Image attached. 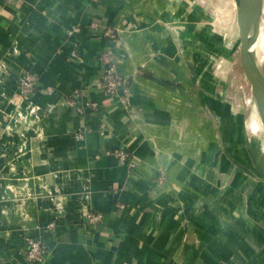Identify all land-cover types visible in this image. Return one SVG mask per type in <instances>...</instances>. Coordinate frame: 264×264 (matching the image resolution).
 Segmentation results:
<instances>
[{
	"label": "crops",
	"instance_id": "0c3cea01",
	"mask_svg": "<svg viewBox=\"0 0 264 264\" xmlns=\"http://www.w3.org/2000/svg\"><path fill=\"white\" fill-rule=\"evenodd\" d=\"M211 2L0 0V264H28L29 239L42 264H264V178L236 165L256 173L213 86ZM109 49L125 99L100 82Z\"/></svg>",
	"mask_w": 264,
	"mask_h": 264
},
{
	"label": "rangeland",
	"instance_id": "374dc122",
	"mask_svg": "<svg viewBox=\"0 0 264 264\" xmlns=\"http://www.w3.org/2000/svg\"><path fill=\"white\" fill-rule=\"evenodd\" d=\"M240 1L244 2V0ZM235 4V0H213L211 7L205 4L201 5L202 8L207 6L209 9L207 15L212 34L207 39L214 36L212 40L215 41L218 38L219 46L221 42L225 48L222 51L218 48L215 52H208L209 57L212 56L214 61L221 65L214 70L218 80L213 86L217 88V91L223 89L224 107L232 108L235 115L234 124L242 125L241 134L237 131V135L234 136L236 140L240 141L241 154L246 156L248 160L249 157L253 159L254 165L249 160L253 168L256 166L264 171V129L258 133H253L249 128L255 107L258 112L260 109L240 64V39ZM262 23L264 24V10L261 25ZM256 173L261 176L257 169Z\"/></svg>",
	"mask_w": 264,
	"mask_h": 264
},
{
	"label": "built area",
	"instance_id": "2783aa9c",
	"mask_svg": "<svg viewBox=\"0 0 264 264\" xmlns=\"http://www.w3.org/2000/svg\"><path fill=\"white\" fill-rule=\"evenodd\" d=\"M89 29L91 30V33L99 36L101 39H110L111 41L116 40V32L109 25L95 22ZM81 31L82 29L80 27L74 26L71 28L70 33L77 34ZM100 59L104 64V70L100 76V82L104 92L108 95L120 94L125 99L130 91V81L118 72L117 56L114 49L104 51L100 55ZM40 81V77L37 73L24 71L18 81V89L22 99H29L36 91L41 90ZM47 92H52V89H47ZM77 95L78 92L76 91L74 97H77ZM73 101H75V99ZM97 106V104L93 103L88 107L95 110ZM75 137L78 140H82L84 138V132L77 131ZM113 155L122 162L129 160V155L123 150H116L113 152ZM88 218L90 221H98L101 219V216L89 215ZM52 227L53 224H51L49 228ZM24 251L28 264H42L45 261L47 248L39 239H29Z\"/></svg>",
	"mask_w": 264,
	"mask_h": 264
},
{
	"label": "water",
	"instance_id": "95a60500",
	"mask_svg": "<svg viewBox=\"0 0 264 264\" xmlns=\"http://www.w3.org/2000/svg\"><path fill=\"white\" fill-rule=\"evenodd\" d=\"M238 10V28L240 39V64L246 79L251 85L256 103L259 106L264 119V77L258 76L254 63L251 60V48L259 37L261 18L264 10V0H235ZM247 2V3H246ZM247 4L246 8L245 5ZM236 165L246 174L259 177L248 167L236 162ZM260 177H264V171L256 167Z\"/></svg>",
	"mask_w": 264,
	"mask_h": 264
},
{
	"label": "bare ground",
	"instance_id": "6f19581e",
	"mask_svg": "<svg viewBox=\"0 0 264 264\" xmlns=\"http://www.w3.org/2000/svg\"><path fill=\"white\" fill-rule=\"evenodd\" d=\"M246 6L247 4L245 5V8ZM251 60L254 63L258 76L264 77V24L263 23L261 25L259 37L251 48ZM255 61L257 62L258 65L256 64ZM249 128L253 133H258L262 131V129H264V119L260 114V112H258L256 107L254 110V114L252 115Z\"/></svg>",
	"mask_w": 264,
	"mask_h": 264
}]
</instances>
